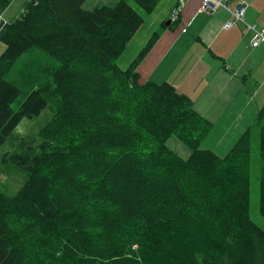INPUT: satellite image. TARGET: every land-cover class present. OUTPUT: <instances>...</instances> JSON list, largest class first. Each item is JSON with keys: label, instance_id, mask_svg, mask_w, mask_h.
I'll return each instance as SVG.
<instances>
[{"label": "trees", "instance_id": "trees-1", "mask_svg": "<svg viewBox=\"0 0 264 264\" xmlns=\"http://www.w3.org/2000/svg\"><path fill=\"white\" fill-rule=\"evenodd\" d=\"M11 1L0 0V15ZM129 1L144 14L159 2ZM85 2L28 0L0 22V148L10 138L15 147L1 163L25 175L15 196L0 190V264H264V231L249 214L264 105L225 156L200 149L211 125L192 101L168 83L138 82L165 22L121 70L144 14L127 0ZM46 108L52 118L36 136H13ZM172 136L188 158L166 146Z\"/></svg>", "mask_w": 264, "mask_h": 264}, {"label": "crops", "instance_id": "crops-1", "mask_svg": "<svg viewBox=\"0 0 264 264\" xmlns=\"http://www.w3.org/2000/svg\"><path fill=\"white\" fill-rule=\"evenodd\" d=\"M118 1L86 0L84 9L109 7ZM223 2L229 11L219 8L209 15L199 10L202 0H159L155 9L144 15L142 25L119 56L120 60L137 38L145 39L167 21L166 29L136 69L138 82L168 83L188 97L193 110L211 125L200 149L220 157L253 126L264 105V44L252 48L253 33L241 22L223 29L238 3L246 5V23L264 27V0ZM183 28L185 32H181Z\"/></svg>", "mask_w": 264, "mask_h": 264}, {"label": "rangeland", "instance_id": "rangeland-1", "mask_svg": "<svg viewBox=\"0 0 264 264\" xmlns=\"http://www.w3.org/2000/svg\"><path fill=\"white\" fill-rule=\"evenodd\" d=\"M12 0L10 5L14 3ZM133 8L138 12L140 9L131 1L127 0ZM25 0H17L15 4L10 8L9 6L3 12L2 18L4 21L14 20L25 4ZM143 13V12H142ZM144 14V13H143ZM145 15V14H144ZM167 21H165L166 25ZM160 26V25H159ZM154 33V32H153ZM152 33V34H153ZM150 34L148 37L143 39L141 36L137 38L134 45L131 46L123 57L117 59V66L124 70L126 69L134 58L139 54V52L146 46L148 40L152 36ZM5 49V45L0 42V55ZM122 54V53H121ZM120 54V55H121ZM119 55V56H120ZM23 59V57L21 58ZM21 65L20 59L15 64ZM52 118V112L50 109L46 108L42 113L34 119H22L18 125L13 130V136L15 137H26V136H36L38 132L50 121ZM252 141H251V165H250V206L249 214L251 220L264 231V220L259 214V180L262 174L263 163L259 157V131L256 128L252 130ZM166 146L174 151L179 157L186 159L190 155L189 148L178 140L175 136H172L166 142ZM15 150L13 140L8 139L3 146L0 148V190L5 193L8 197H13L17 194L18 190L24 183L25 175L13 166H3L1 163V158L5 153L13 152Z\"/></svg>", "mask_w": 264, "mask_h": 264}, {"label": "built area", "instance_id": "built-area-1", "mask_svg": "<svg viewBox=\"0 0 264 264\" xmlns=\"http://www.w3.org/2000/svg\"><path fill=\"white\" fill-rule=\"evenodd\" d=\"M219 8H224L229 11V7L223 2V0H202L200 6V12H205L209 15L215 13ZM245 11L246 5L244 3H238L235 9L231 12V19L225 22L223 25V29L228 30L233 28L236 22H241L245 25L248 31L253 33V38L250 42L252 48H257L261 44H264V27L257 29L255 25L249 24L245 22ZM178 11L174 12L176 16ZM0 22L5 23L0 15ZM181 32H185V29H181Z\"/></svg>", "mask_w": 264, "mask_h": 264}, {"label": "water", "instance_id": "water-1", "mask_svg": "<svg viewBox=\"0 0 264 264\" xmlns=\"http://www.w3.org/2000/svg\"><path fill=\"white\" fill-rule=\"evenodd\" d=\"M0 13H1V11H0ZM168 24V23H167Z\"/></svg>", "mask_w": 264, "mask_h": 264}]
</instances>
